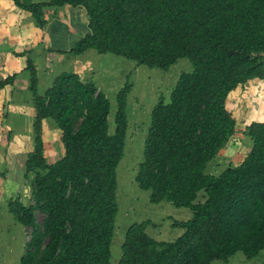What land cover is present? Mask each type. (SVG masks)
I'll use <instances>...</instances> for the list:
<instances>
[{
	"label": "trees",
	"instance_id": "16d2710c",
	"mask_svg": "<svg viewBox=\"0 0 264 264\" xmlns=\"http://www.w3.org/2000/svg\"><path fill=\"white\" fill-rule=\"evenodd\" d=\"M9 1L40 29L48 23L47 10L85 11L89 33L56 54L93 50L163 72L181 59L191 65L168 102L160 99L152 107L134 175L151 204L187 209L191 217L173 224L183 233L171 242L150 237L148 222L131 225L117 264L228 263L238 252L248 261L258 257L264 251V122L246 127L252 143L238 166L219 175L205 171L235 132L226 107L229 93L264 80V0ZM23 71L34 109L32 146L23 166L31 201L6 202L15 222L31 228L19 264H113L116 169L124 156L132 87L126 82L115 95L110 133L111 104L95 82L62 72L39 93L29 56ZM16 77L0 79V90ZM44 123L59 132L53 162L44 155ZM35 212L44 215L41 224Z\"/></svg>",
	"mask_w": 264,
	"mask_h": 264
},
{
	"label": "rangeland",
	"instance_id": "374dc122",
	"mask_svg": "<svg viewBox=\"0 0 264 264\" xmlns=\"http://www.w3.org/2000/svg\"><path fill=\"white\" fill-rule=\"evenodd\" d=\"M33 1L45 2L47 0ZM23 14H16L15 24L28 25L33 34V41H37L36 44H32V48L36 47V51L43 50L41 55L33 56L34 60L32 59V61L36 68H39L44 74L51 68L47 74L48 80L62 72H72L76 73L82 81L95 82L98 89L106 94L111 104L108 118L110 133H113L114 130L115 95L126 82L130 83L132 87L128 96V131L124 156L116 169L118 212L110 249L111 262L118 263L125 233L131 225L148 222L146 233L150 237L160 242L174 241L183 233V230L175 228L173 224L187 221L191 217V212L183 208H174L165 202L151 204L149 192L138 188L134 181V175L143 158V146L149 127L151 109L160 99L165 103L168 102L179 75L191 71L190 63L186 59H181L168 72H163L158 69L138 66L132 61L113 55H100L93 50H88L80 56L56 55L54 52L52 53L54 49H51V45L45 44L46 38L48 39L47 34L53 36L56 33L61 37L63 29V33L78 35L74 30L80 24L81 26L84 24L82 18L84 16V20L86 19L84 11L81 8L72 9L71 7L47 10L44 12L43 18L48 20V23L44 26L43 31L38 29L36 22L30 17H28L30 18L28 21L25 20L27 17ZM55 27H57L56 31ZM61 38L63 39L64 36ZM66 40L62 41L58 47L66 46L64 44ZM52 58H54L53 62ZM50 62H52V66H49ZM226 107L236 121L235 132L224 149L207 165L205 172L208 175H219L228 167L238 166L249 153L252 142L246 134V127L253 122L264 121V80L253 79L245 85L237 87L229 93ZM7 127L0 124V153L7 148H12L13 153L19 152V150L27 151L31 148L32 136H25L28 132L31 133L28 127H17L18 131H23L25 134L15 137V134L12 133L9 142L6 141V131L7 133L11 131ZM42 139L45 143L44 155L47 161L53 162L58 159L60 151L58 148L56 149V144L59 135L52 126L43 127ZM17 145L19 148H15ZM0 157V183L3 185L2 179H6L8 174L14 172L15 158L13 156L14 159L10 161V157L7 158L8 160H3L2 155ZM9 161L12 162L11 166H8ZM23 182L27 184L26 179ZM16 189L17 187H14L11 192L7 191L8 188L4 190L8 198L7 202H14L16 199L19 202L26 200V203L31 201L29 190L19 194ZM202 194V192L198 194V200ZM28 195L29 197H27ZM5 205L0 202V264H19V259L30 240L31 228L23 227L15 222ZM35 219L38 224H41L44 215L35 212ZM212 264H264V251L250 261L238 252L228 263L214 262Z\"/></svg>",
	"mask_w": 264,
	"mask_h": 264
},
{
	"label": "crops",
	"instance_id": "0c3cea01",
	"mask_svg": "<svg viewBox=\"0 0 264 264\" xmlns=\"http://www.w3.org/2000/svg\"><path fill=\"white\" fill-rule=\"evenodd\" d=\"M70 6H64L63 8H68ZM72 8V7H71ZM80 9L79 7H77ZM75 9V8H72ZM83 10V9H81ZM84 11V10H83ZM80 12V11H79ZM24 13L27 18L25 20H29L31 17L29 14L17 9L13 3L9 0H0V79H5L7 76H11L13 74H17V77L13 81V83L6 85L3 89L0 90V124L4 126H8L11 132L6 131V141H10V136L12 133L15 134V137L22 136L25 134L23 131H18L17 127L24 128L28 127L30 132H32V122L34 119V109L31 105L30 97L27 93L28 90V76L23 71L26 67V57H30L34 60L33 56L36 54L41 55L43 50L36 51V47L32 48V44H36L37 41H33V34L31 29L26 24H15L17 20L16 14ZM81 13V12H80ZM85 13V11H84ZM23 14V15H24ZM86 16V14H85ZM30 17V18H28ZM83 18V25L81 24L76 28L74 31L78 35H71L70 33H63L62 29V39L56 33L53 36L48 35L46 38L45 44L51 45L52 53L56 51H68L70 50L74 44L78 41V39L86 34L89 33L87 28V18L84 20ZM32 19V18H31ZM40 31L43 29L38 28ZM55 31L57 27L54 28ZM44 33V32H42ZM67 37V40H66ZM73 39H71V38ZM66 40L64 44L66 46L60 48L58 47L62 41ZM56 48H53V47ZM42 48V47H41ZM26 50V51H25ZM25 52L28 55H25ZM44 52H46L44 50ZM51 52V51H50ZM22 53L24 54L21 57H16V54ZM56 54V53H55ZM56 55H64V54H56ZM67 55V54H66ZM54 58H52V62ZM52 62H50L49 66H52ZM39 66V65H38ZM37 66V67H38ZM36 67V66H35ZM37 76H38V92L42 93L45 88L51 83L52 78L48 80L47 74L50 70L44 74L39 68L37 69ZM49 76V75H48ZM12 97V98H11ZM2 118V120H1ZM46 123H44V126ZM27 125V126H26ZM7 127V128H8ZM59 135V132L54 129ZM27 133V132H26ZM25 136H31V133L26 134ZM32 146V145H31ZM14 148V147H13ZM15 148H19V145L15 146ZM12 148H7L1 151L0 156H3V160L10 157V161L15 158V167L13 169V173L8 174L6 179H2L3 185L0 183V202L2 204H6L7 197L5 195L4 190L8 188L7 191L11 192L14 187H17L16 191L19 194H23L26 190H29L28 185L23 182V166L27 157V151L19 150V152L13 153L11 151ZM14 156V158H13ZM1 158V157H0ZM8 162V166L12 165V162ZM15 176V177H14ZM14 178V181H13ZM23 184H22V183ZM21 183V184H20ZM3 186L4 189H3ZM25 188V189H24ZM22 191V192H21ZM29 197V195L27 196ZM27 201L24 200L21 202L23 205H27ZM6 206V205H5Z\"/></svg>",
	"mask_w": 264,
	"mask_h": 264
},
{
	"label": "clouds",
	"instance_id": "9594fccd",
	"mask_svg": "<svg viewBox=\"0 0 264 264\" xmlns=\"http://www.w3.org/2000/svg\"><path fill=\"white\" fill-rule=\"evenodd\" d=\"M262 122H264V121H262Z\"/></svg>",
	"mask_w": 264,
	"mask_h": 264
}]
</instances>
